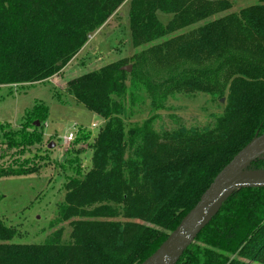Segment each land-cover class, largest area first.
Wrapping results in <instances>:
<instances>
[{
  "label": "trees",
  "instance_id": "1",
  "mask_svg": "<svg viewBox=\"0 0 264 264\" xmlns=\"http://www.w3.org/2000/svg\"><path fill=\"white\" fill-rule=\"evenodd\" d=\"M124 1L0 0V86L42 82L62 71ZM227 6L225 0H131L132 42L140 46L163 39ZM158 13L171 16L166 25ZM192 35L167 57L214 59V76L222 73V81L208 85L187 75L170 85L167 80L141 85L135 69L128 72L117 61L69 83L71 97L104 120L88 145V166L67 177L58 206L60 220L73 226L72 241L0 242V264H141L219 171L264 131V0ZM144 88L152 92L153 106L171 91L228 93L210 128L159 133L150 119L128 123L127 99ZM28 113L35 117L33 133L14 132L10 148L41 142L37 129L46 121L47 107L35 104ZM248 167L264 169V155ZM38 170L19 163L0 169V177ZM176 264H264V187L233 192Z\"/></svg>",
  "mask_w": 264,
  "mask_h": 264
},
{
  "label": "rangeland",
  "instance_id": "2",
  "mask_svg": "<svg viewBox=\"0 0 264 264\" xmlns=\"http://www.w3.org/2000/svg\"><path fill=\"white\" fill-rule=\"evenodd\" d=\"M130 1L125 0L100 28L92 32L69 65L53 77L42 82L0 86V169L19 163L39 166L33 174L0 177V236L7 239L0 242L41 244L48 238H57L60 243L72 241L73 226L69 221L60 220L58 206L64 202L67 177L72 176L75 169L88 166L91 154L88 145L104 124L101 117L99 119L97 114L71 97L69 83L73 79L121 61L124 66L131 67L128 72L135 69L141 85L145 80L155 84L167 80L170 85L172 79L187 75L214 85L215 80L222 81V73H218V79L214 76L218 64L214 59L184 61L168 58V54L210 22L238 15L258 2L225 0L227 9H221L207 19L163 39L135 46L129 28ZM158 16L164 25L171 17L161 13ZM126 83L130 85V78ZM227 93L226 89L219 97L218 93L209 91H171L164 96L162 104L153 106L150 99L152 92L144 88L134 94V100L127 99L128 123L150 119L152 127L159 133L173 129H207L223 112ZM35 104L47 107L46 121L37 129V133H41V142L10 148L9 136L17 139L14 132L33 133L31 121L35 117H30L28 112ZM27 115L30 117L28 120ZM93 121H98V125L92 128ZM74 124L80 135L77 132L73 141L64 144V137L73 130ZM77 136L81 139L79 142L75 141ZM51 142L54 146L48 148Z\"/></svg>",
  "mask_w": 264,
  "mask_h": 264
},
{
  "label": "water",
  "instance_id": "3",
  "mask_svg": "<svg viewBox=\"0 0 264 264\" xmlns=\"http://www.w3.org/2000/svg\"><path fill=\"white\" fill-rule=\"evenodd\" d=\"M123 69L130 71L131 67L128 65ZM35 125L38 126L39 123L36 122ZM53 146V142L48 144V148ZM262 155H264V131L256 134L219 171L194 207L182 218L156 251L141 264H176L183 252L193 243L199 232L217 214L223 202L233 192L242 188L264 187V169H247L253 160Z\"/></svg>",
  "mask_w": 264,
  "mask_h": 264
},
{
  "label": "built area",
  "instance_id": "4",
  "mask_svg": "<svg viewBox=\"0 0 264 264\" xmlns=\"http://www.w3.org/2000/svg\"><path fill=\"white\" fill-rule=\"evenodd\" d=\"M97 117L99 118V116H97ZM99 119H101V118H99ZM99 119H98V120H99ZM97 125H98V121H93V122L91 123V127H92V128H93V127H96ZM77 132H79L78 127H77L76 124H74V126H73V130L67 132V134L65 135V137H64V144H67V143L73 141L74 138H75V136H76V133H77Z\"/></svg>",
  "mask_w": 264,
  "mask_h": 264
},
{
  "label": "crops",
  "instance_id": "5",
  "mask_svg": "<svg viewBox=\"0 0 264 264\" xmlns=\"http://www.w3.org/2000/svg\"><path fill=\"white\" fill-rule=\"evenodd\" d=\"M69 65V64H68ZM65 69V68H64Z\"/></svg>",
  "mask_w": 264,
  "mask_h": 264
}]
</instances>
